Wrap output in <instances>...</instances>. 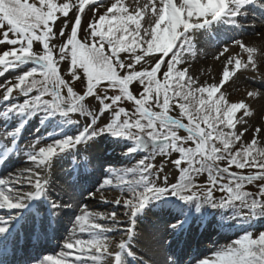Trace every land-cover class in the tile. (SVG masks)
Returning <instances> with one entry per match:
<instances>
[{"label":"snow or ice","instance_id":"1","mask_svg":"<svg viewBox=\"0 0 264 264\" xmlns=\"http://www.w3.org/2000/svg\"><path fill=\"white\" fill-rule=\"evenodd\" d=\"M97 3L99 0H77L76 3L0 0V45L6 46V50H0V76L20 64L32 65L15 76L14 81L0 85L4 89L0 100L17 98L16 102L6 105L5 113L29 116L43 111L59 114L71 124L80 123L72 119L73 114L86 118L75 134L56 139L38 151L39 138L33 142L26 155L34 169L0 178V209L22 208L25 201L45 194L48 181L36 169L49 166L57 155L87 144L101 133L132 141L129 152L139 149L147 153L122 173L107 170L99 185V189L115 187L126 194L102 203L127 209L124 215L132 226L105 227L95 221L106 220L114 226L124 221L117 218L115 211L94 214L85 206L75 216L72 234L64 244L68 251L61 258L45 256L39 264H127L128 257L137 264H146L131 247L135 217L150 200L166 196L193 203L197 211L204 206L239 208L247 210L239 214L242 220L264 218V127L255 128L250 141H246L249 129L238 131L237 124H242V117L251 115L248 105L243 101L229 103L222 93L216 97L229 77L228 65H233V73L249 66L255 69L253 54L257 50L236 41L248 54L247 62L229 56L219 85L198 83L187 75V69L178 67L184 62L185 53L194 54L189 30L222 17L239 25L240 18L248 15V5L264 8V3L258 0H180V3L148 0L142 8L137 6L130 12L122 0H115L104 14L87 22L85 27L82 17L86 8ZM149 4L151 16L146 21L149 27L145 28L141 19ZM58 21L61 26L55 27ZM34 43H38L39 50H34ZM227 52L225 48L221 55ZM149 59L152 63L145 67ZM66 60L71 63V80L85 84L80 92L60 73L59 65ZM134 84L141 88L138 95L132 90ZM89 97L97 101V111L88 108ZM124 102L133 106L131 112L121 106ZM175 110L178 115L171 114ZM238 110H242V117L234 119ZM108 113L110 118L100 126L98 122ZM26 122L21 121L17 128L6 133L12 143ZM173 153L178 154L172 163L179 175L174 177V182L168 176L161 181L162 167L156 169L149 161L156 155ZM221 162H226L225 166ZM233 166L238 171H232ZM203 173H207V183H196L194 178ZM252 184H256L255 192L246 190ZM216 192L222 195L217 198ZM53 207L63 206L54 203ZM179 224L177 221L169 227L175 229ZM4 231L6 228L0 226V233ZM77 231L87 233L89 238L72 239ZM113 232H123L126 237L119 240L115 251L110 250L113 241L109 233ZM197 264H264V231L258 235L245 231Z\"/></svg>","mask_w":264,"mask_h":264},{"label":"rangeland","instance_id":"2","mask_svg":"<svg viewBox=\"0 0 264 264\" xmlns=\"http://www.w3.org/2000/svg\"><path fill=\"white\" fill-rule=\"evenodd\" d=\"M59 3L66 2V0H57ZM68 2L76 3L77 0H68ZM115 2V0H99L94 7L90 9L86 8V14L82 17V25L86 27L87 22H90L94 19H97L99 15L103 14L107 7L110 6V3ZM124 5L129 9L130 12H134L137 8L143 7L145 3H148V0H122ZM176 3H180V0H175ZM261 1L258 0V3ZM157 6L158 3H157ZM59 15V14H58ZM151 16V4H149V8L143 13L141 24L143 27L147 28L149 25L146 21ZM223 23L227 21V17H222ZM69 19H72V13L70 11ZM63 20V17L60 18V21ZM196 17H192V21L194 22ZM58 21L55 27H60L61 23ZM243 23V27H252L259 25L256 19H249ZM210 24H208V27ZM84 33L81 32L80 36L83 38ZM188 36L193 44L192 53L184 54V62L178 67L185 68L188 70L187 75L191 76L195 81L201 84H220L221 79L223 78L224 67L227 64L228 57L240 58L243 62H247L248 54L243 52L240 47L235 43L236 41L244 42L248 35L242 33L238 40L236 41H225L223 44H217L214 40L208 38V36H203L200 34V28L189 30ZM40 46L38 43H34V50H39ZM228 48V52L221 55L223 50ZM0 50H6V46L0 45ZM200 57L201 60L198 61L197 58ZM254 61L256 63V68L253 69L249 66L247 69H239L233 73L232 68L233 65H228L229 67V77L225 80L224 84L219 88L216 97L222 93L227 102L229 103H238L243 101L246 105H248V109L251 112V115L242 117V110H238L234 114V119L241 118L243 119L242 124H237V130L243 131L244 128L249 129V132L245 135V140L250 141L251 135L254 132V129L257 127H264V89L259 86V83L264 81V64H260L258 56L253 55ZM152 61L149 59L145 64L147 67L151 64ZM204 64L205 67L204 68ZM31 64H20L16 67H13L6 71L3 76H0V85L4 84L6 81L13 80L15 76L19 75L20 72L27 70V68L31 67ZM61 75L69 80L70 71H69V60L63 61L59 65ZM72 81V80H70ZM76 85L77 91H81L84 88L85 84H79V81H72ZM77 82V83H76ZM80 86V87H79ZM4 89L0 88V96H2ZM249 92L259 93L256 96H249ZM136 94V91L134 92ZM113 93L110 91L109 95ZM14 96L17 93L14 91ZM17 98H12L11 100L4 101L0 100V105L3 106V109L6 105L10 103L16 102ZM22 101V97L20 98ZM14 100V101H12ZM89 104L94 108V111H97V101L89 97ZM122 105L128 107L130 111H132L131 104L128 102H124ZM5 113V111H2ZM12 115L11 119H14L13 124L10 128L6 127L5 124L0 120V137L2 138V149L0 151V160L5 158V161L17 162L13 167V169H17L20 171L21 167L24 166L25 169H34V165L27 158V151L31 150L30 146L35 142L38 138L40 142L36 144V150L38 151L39 147L46 146L48 143L56 139H60L65 135L75 134L80 127H82L86 123V118L83 116L73 115L72 119L79 120V124H72L73 127L70 129H64L63 124L66 121V118L60 116L59 114H47L43 111L36 112L29 116H24L21 114H17L15 112L8 113ZM111 113H108L102 120L98 123L102 126L104 123L108 121ZM26 120L27 122L23 124V127L19 129L15 136V143H12L11 140L7 137L6 133L12 131L17 128L21 121ZM30 123L33 126L32 132L29 135H34L33 139L22 140V133L25 130V125ZM65 125V124H64ZM56 128H63L61 132H57ZM228 131V129H225ZM58 133V134H57ZM260 139V137H257ZM264 146V145H262ZM133 147L132 141L126 138L115 137L110 133L104 132L100 135L96 136L93 140L88 142L87 144H81L74 149L68 150L64 153H61L54 157L51 160V163L47 167H43L41 169H36L40 172L42 178L49 179L52 178L53 181L59 183V186H55L51 188V190H55L56 194H61V198L55 199L53 198L52 202L46 200V193L41 195L40 197L32 198L31 201L27 200L24 202L25 208L29 203L34 201H40L41 204L47 205L48 213L53 217L52 224H58L59 228L56 230L58 233L63 232L62 229H65L68 224V219L65 216V211L72 210L70 224L67 226L69 234H72L73 224L75 221V216L81 214V209L85 206L92 213H111L115 211L117 213V218L124 221L123 224L120 225H111L106 220L97 219L95 222L101 223L105 227H119V228H128L131 227V223L129 218L124 215L127 212L123 206H116L114 204H106L102 203V201H113L117 198H123V195L119 189L115 187H105L103 189H99V185L105 179L107 175V170L114 169L119 173H122L125 169L132 168L139 161V156H136V151L129 152V149ZM176 155V154H175ZM175 155H171V157H163L162 155H156L154 157V164L156 169H160L162 167V171L160 172V180H163L164 176H168L170 181L174 182V177H177L178 170L172 163L171 159H174ZM4 161V162H5ZM3 163V162H2ZM7 163V164H9ZM6 164V165H7ZM5 165V166H6ZM99 165V166H98ZM224 166V163H221ZM1 166V163H0ZM5 168V167H4ZM96 169L98 171H96ZM11 169H8L6 172H9ZM100 170L102 172H100ZM89 172V174L86 173ZM83 173V174H82ZM5 174V172H3ZM2 174V169H0V178H4ZM95 176V180H91L89 183V179L91 176ZM205 178L201 177L199 179L200 183H204ZM113 183H117L114 179ZM254 184L250 185L253 189ZM99 189V190H98ZM50 195H54L50 193ZM42 198V199H41ZM44 198V199H43ZM158 200L152 201L150 200L145 208L137 213L135 217V226L134 232L135 237L131 241V247L136 252L137 256L143 257V260L146 264H176L175 256L172 252H169L166 249L167 241H163L165 230L163 223L166 219L173 220L175 217H170L169 214L164 212L162 208L157 209ZM59 204L63 207H53V204ZM74 205L77 206L74 210ZM2 214L10 211H2ZM47 210V211H48ZM246 209H243L241 213L246 212ZM43 212V211H42ZM220 213L219 208L214 209L213 214L204 220L203 225L212 223L217 224V221L214 219V215L216 213ZM64 213V215H62ZM19 214L22 215V212ZM42 214V213H40ZM197 214H194L186 224L192 223ZM50 217V218H51ZM64 218V219H63ZM149 222L146 221V219ZM9 217L2 215L0 220H7ZM151 219V221H150ZM227 223L219 224L220 227H223L224 224L229 225L231 228H235L237 232L221 233L224 237L221 238L219 234H214L212 237L215 239L225 240L232 235L235 237L229 240L227 243H220L217 248H223L226 245L230 244L233 240L239 238L244 234L245 231L252 232L254 235H258L260 231H264V218L252 219V220H242L239 217L229 216L227 218ZM226 220V221H227ZM179 221V220H177ZM140 222H144L140 228ZM183 220H181L180 224L174 230L173 236L177 232H181L185 227L182 226ZM255 224H263L261 226H252V223ZM65 223V225H64ZM177 222H173L176 224ZM241 223L237 226V224ZM0 226L2 224L0 223ZM5 227V226H3ZM7 227V226H6ZM65 227V228H64ZM237 228V229H236ZM172 229V228H171ZM170 229V230H171ZM170 233V231H169ZM168 233V234H169ZM178 234V233H177ZM227 234V235H226ZM111 240L113 241L112 247L110 250L115 251L116 244H118L121 238H126L123 232H113L109 233ZM211 237V236H210ZM69 237L59 236L57 239V243L64 245ZM87 233H79L78 231L72 239H88ZM213 239V240H215ZM56 241V240H55ZM205 244L207 247H211L213 245L212 241H207ZM201 244V246L203 245ZM200 246V247H201ZM209 249V248H208ZM207 249V250H208ZM20 249H16L19 251ZM215 250V251H217ZM65 251H68L65 249ZM214 251V252H215ZM214 253L213 251H211ZM189 254V251L185 252ZM212 254L207 255L206 257L200 256V258L196 259V262L201 259L211 257ZM110 259V258H109ZM189 259V257H187ZM185 263V262H184ZM127 264H137V261L131 257L127 258Z\"/></svg>","mask_w":264,"mask_h":264},{"label":"bare ground","instance_id":"3","mask_svg":"<svg viewBox=\"0 0 264 264\" xmlns=\"http://www.w3.org/2000/svg\"><path fill=\"white\" fill-rule=\"evenodd\" d=\"M260 3H264V0H260ZM246 11L248 15L246 17H241L240 18V24H232L230 22H227L223 26V19L220 18L219 20L213 21L210 23V26L208 27V24L200 28V34L205 36L211 35L213 31L216 29H221L219 36L216 38V41H235L238 40V36H240L242 33H245L248 35V38L244 41V44L248 47H253L257 51L253 54L255 56H258L260 64H264V8H260L257 4H250L246 7ZM256 19L259 25L252 26V27H247L244 28L242 25L244 21L249 20V19ZM229 21V18H228ZM198 61L201 60L200 57L197 58ZM207 67L204 64V68ZM259 86L264 89V81L259 83ZM14 101V100H12ZM2 111H5V108L3 109V106L0 105V120H2V123L6 125V127L10 128L11 125L13 124L14 119L12 118V115L6 114ZM33 126L28 123L25 125V130L22 133V137L20 139L25 140L27 139H33L34 135H29L30 132H32ZM2 138L0 137V151L2 149ZM17 162L20 161H15V162H5L2 168V176L4 178H7L9 175H16L20 173L24 166H22L20 171H18L16 168L13 169V167H16L15 165ZM9 163V164H7ZM7 164V165H6ZM6 165V166H5ZM99 166V165H98ZM5 167V168H4ZM8 169H11L9 172H6ZM99 170V169H98ZM96 169V171H98ZM100 172H102L100 170ZM87 174L89 172L86 171ZM83 174V173H82ZM95 176L92 175L91 178L89 179V183L91 180H95ZM48 184H47V191H46V200L49 199V201L55 199L61 198V194L57 193L55 190H51V188L55 186H59V183H56L53 181L52 178L49 177L47 179ZM25 191H28L29 189L25 188ZM50 193L54 195H50ZM42 199V198H41ZM44 199V198H43ZM31 201V199H29ZM77 206L74 205V210L76 209ZM23 208H16L15 210H10L4 214L0 212V217L2 215H5L9 217L4 222H0L6 226L9 224L14 223L15 221L19 220L20 226L19 227H11L10 229L0 233V264H39V262L43 259L45 256H53L54 258H61V254L66 252L64 245H61L57 243V239L54 242H45V236H49V238L52 236V233H47V231H53V227L49 225L50 222H52L51 219H53L54 216L49 218V214L47 212V205L41 204L40 201H34L30 204V206L27 209ZM72 210H67L65 211V216L68 219V224H70L71 216L69 214H72ZM19 211H24L22 215L19 214ZM43 211V216H40L39 213ZM64 215V213L62 214ZM64 219V218H63ZM168 220L164 221L163 225L167 222ZM49 222V223H48ZM65 225V223H64ZM145 225L144 222H140V226L138 225L137 228L142 227ZM261 226L263 224H255L254 222L252 223V226ZM63 229V232L61 233L62 237H69V231L68 228ZM166 228L169 226L165 225ZM221 230L219 226L213 225L211 223L203 226L201 229L199 227H196L194 224H189L187 227V232L183 236L184 242H191L192 241V234L193 233H200L199 239H197L195 245L192 247V250L189 251V254L187 253H182L178 255V257L175 259L176 264H197L196 259L200 258V256L206 257L209 254H213L211 251L217 250L219 247L218 245L220 243H227L229 240L233 239L235 235L230 236L229 238L225 240H220L217 239L216 241L213 242V245L206 250L201 246V244L209 241V236L213 233H217ZM46 231V235L41 236V232ZM237 232V230L233 231ZM193 242V241H192ZM18 243L22 244L23 249L18 253V254H10V251L12 250L13 247L19 245ZM30 244L33 246L35 249V252L31 253L28 257L23 258V251H26V245ZM10 246V248H8ZM201 246V247H200ZM183 252V251H182ZM187 252V251H186ZM189 257V259H187ZM17 260V262H14ZM185 262V263H184Z\"/></svg>","mask_w":264,"mask_h":264},{"label":"trees","instance_id":"4","mask_svg":"<svg viewBox=\"0 0 264 264\" xmlns=\"http://www.w3.org/2000/svg\"><path fill=\"white\" fill-rule=\"evenodd\" d=\"M55 2L56 3H59L57 0H55ZM104 14V13H103ZM70 68H71V63H70V60H69V70H70ZM71 79H69V81H70ZM70 83H72L73 84V86H74V90H76L77 91V89H76V85L77 84H75L74 85V83L72 82V81H70ZM77 83V82H76ZM79 84H81V82L79 81L78 82ZM80 87V86H79ZM85 87V86H84ZM132 88H133V91H136V93H137V95L139 94V91L141 90V88H140V86L138 85V84H134L133 86H132ZM79 92V91H78ZM87 106H88V108L90 109V110H92V108L89 106V104H88V102H87ZM121 106H123V105H121ZM123 107H125V106H123ZM128 111H130V109L128 108V107H125ZM131 108H132V110H133V106L131 105ZM131 112V111H130ZM172 115H178V110H175V111H173L172 113H171ZM185 133H183V132H181V135H184ZM137 155L139 156V159L138 160H140V159H142V158H144L146 155H147V153L146 152H144V151H141V150H137ZM177 156H178V154H177ZM177 156L175 157V159L177 158ZM154 158L153 159H151L149 162L150 163H152V164H154ZM223 163H225L226 164V162H223ZM154 166H155V164H154ZM232 171H238L237 169H235V167L233 166V168L231 169ZM202 176H204V178H205V181H204V183H200L199 182V178H201ZM128 178H131V177H128ZM195 182L196 183H198V184H205V183H207V173H203V174H201V175H199V176H196L195 178ZM249 186L250 185H247L246 186V190H248V191H253V192H255L256 190H257V188H256V184H254V186H253V189H252V187H250L249 188ZM215 195L217 196V198H219L222 194L221 193H219V192H216L215 193ZM174 198H172V199H168V200H166V202H165V204L167 205V207H169V208H171V209H173V211H175V212H177V213H181V212H183L185 209H186V206L185 205H187V206H189L190 208H192L193 210L194 209H196V207H195V205L193 204V203H188V202H185V203H183L184 201H182V200H180L179 198H177V197H175V196H173ZM202 210H206V209H209V207L208 206H204V207H202L201 208Z\"/></svg>","mask_w":264,"mask_h":264}]
</instances>
